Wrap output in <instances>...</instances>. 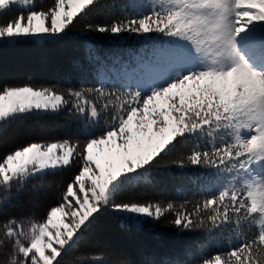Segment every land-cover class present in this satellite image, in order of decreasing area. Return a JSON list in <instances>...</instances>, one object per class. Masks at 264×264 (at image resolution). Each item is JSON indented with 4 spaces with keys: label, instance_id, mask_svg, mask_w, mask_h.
Here are the masks:
<instances>
[{
    "label": "snow or ice",
    "instance_id": "obj_1",
    "mask_svg": "<svg viewBox=\"0 0 264 264\" xmlns=\"http://www.w3.org/2000/svg\"><path fill=\"white\" fill-rule=\"evenodd\" d=\"M0 0V53L58 47L85 34L157 41L121 63L87 52L94 83L0 80V141L36 116L67 113L78 135L32 141L0 155V264H264V0ZM163 168L205 169L203 195L161 203L139 189ZM57 178H62L57 181ZM58 196V199H57ZM47 203L34 222L25 201ZM168 223L206 233L169 258L129 261L89 249L110 224L123 232ZM206 242V243H205Z\"/></svg>",
    "mask_w": 264,
    "mask_h": 264
},
{
    "label": "trees",
    "instance_id": "obj_2",
    "mask_svg": "<svg viewBox=\"0 0 264 264\" xmlns=\"http://www.w3.org/2000/svg\"><path fill=\"white\" fill-rule=\"evenodd\" d=\"M51 3V0H42ZM117 8L112 14H119L121 0H114ZM130 10H143L138 0H128ZM110 15L94 13L74 29L72 37L58 47L38 44L35 47L5 49L0 53V80L11 83L32 82L39 85L59 84L74 86L80 81L87 84L95 81L90 67L80 72L81 65L91 66V57L87 55L95 46L98 55L112 62V76L106 81L110 86H119L129 77L122 72L121 63L127 64L133 58L148 53L157 41H144L140 38L120 40L115 43L103 34L82 32L86 23L106 22ZM78 135V122L66 112L47 116H36L14 127L0 141V155L32 141H54L74 138ZM205 169L163 168L157 175L155 183L139 189L140 199L159 200L161 203L175 201L177 204L186 199H195L203 195L209 183ZM62 178H57V181ZM58 199V196H57ZM52 201H25V211L34 213V222L42 221L47 203ZM146 225L142 230L123 232L118 226H105L89 244V249L109 248L129 261L141 262L146 259L162 260L184 245L198 241L206 233H180L168 221ZM206 243V242H205ZM85 254L74 252L71 264H82Z\"/></svg>",
    "mask_w": 264,
    "mask_h": 264
}]
</instances>
